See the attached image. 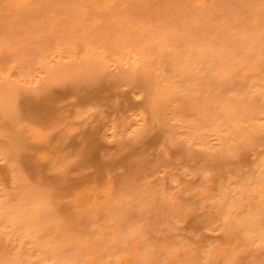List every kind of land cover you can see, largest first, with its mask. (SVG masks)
I'll list each match as a JSON object with an SVG mask.
<instances>
[{
	"label": "rangeland",
	"instance_id": "rangeland-1",
	"mask_svg": "<svg viewBox=\"0 0 264 264\" xmlns=\"http://www.w3.org/2000/svg\"><path fill=\"white\" fill-rule=\"evenodd\" d=\"M23 2L24 4L18 0H0V47L3 49V53L0 54V99L2 98L0 136L2 130L6 131L7 136L11 135L7 137L3 133L0 137L2 152H0V204L7 203L5 205L15 207L19 203L15 193L21 191L22 187L19 185L21 177L17 175L21 173L19 159L22 156H18L19 159L16 160L14 155L27 153L28 157L25 159V167L29 172L27 182L33 184L32 189L34 188L36 192L32 193L38 196L37 192L40 190V196L46 204L48 201L52 204V201H56L57 203H54L56 207H65L67 210L66 215L59 214V217L45 223V229L42 228L39 232V239L42 241L52 240L53 244L60 243V246L55 244L60 249L58 257L47 264L59 263L62 259L70 262L72 258L73 263L79 261L75 262L76 264H92V258L93 264H144L145 261H153L154 264H264V241L258 242L255 235L251 237L245 233L248 232L245 231L247 227L241 224V220L239 221L243 215L237 213L234 220L230 218L231 221H227L218 216L215 213L216 207L212 206L222 191L224 192L225 184L228 189L227 186L231 182L240 180L247 173L249 176L254 174L253 170L259 163L254 160L251 151L260 146L261 156L264 153L262 147L264 127L260 126L264 125L262 124L264 116L261 115L264 114V0H23ZM256 34L260 37H255ZM163 42L166 45L164 54L163 48H159L163 47L161 45ZM128 50L133 52V57L136 55L138 57L145 51L150 63L147 64V68L141 63L133 65L127 60L124 61L120 56L123 57ZM87 52L94 60H88L89 62H86L88 66L76 63L85 60ZM242 53L245 55L243 54V59L240 60ZM72 60L74 61L71 62ZM235 60L241 62L235 63ZM57 62L63 65L70 62L73 68L68 69L67 63V66L64 65L66 70L60 72L61 75L58 73L54 80L38 85L37 81L42 76L41 71L44 73V67ZM174 65L177 68L173 67ZM203 68L207 69L206 72ZM180 69L185 74L184 79L180 78L182 74ZM178 70L181 73H178ZM229 71L231 73H228ZM175 73L176 76L179 75L177 77L180 80L171 76ZM168 81L176 85L181 81V85L180 83L177 87L174 85L169 98L165 99L160 109L157 108L159 114H156L160 119L153 115L155 122L153 121L152 131L145 132L147 138L132 140L130 132L138 127L136 121H133L137 120V114L152 115L150 109L152 104H147L144 98L147 97L144 96L145 85L152 91L156 87H163ZM61 89H66V94L58 97L53 95V91ZM254 90L258 94H255ZM7 92L11 94L7 95ZM261 92L263 94H260ZM217 94L220 95L219 98ZM31 96L39 97L33 102L34 104L36 102L38 107L32 108L30 103L28 106L21 103L23 100H26L24 102L35 100L30 99ZM232 102L234 108L228 110V103L231 106ZM237 103L239 105L235 107ZM256 111L258 114H255ZM44 112L46 114L43 115ZM217 117H220V120ZM236 117L243 118L237 120ZM229 118L232 121H229ZM248 121L250 124L246 123ZM13 122L16 125L12 124ZM253 125L256 127L251 130ZM98 127L102 132L112 127L122 136L120 141L108 142L109 138L102 135L99 141L104 146L100 148L99 154L95 155L96 159L91 152V144L87 143L89 140L84 138L88 140L85 141L82 138L84 137L82 132ZM212 127L219 128L221 138L217 139L218 133ZM112 128L109 134L113 131ZM191 129L194 130L193 133ZM239 131L242 133L239 134ZM152 132L157 138L161 135L159 144L164 137L163 148L162 144L153 146L152 143L146 142L150 140ZM243 132L248 135L240 137ZM197 133H200V136ZM258 134L259 137L254 136ZM106 138L108 139L105 140ZM50 139L54 142L52 141L49 146L47 141ZM73 139L77 140L75 144L78 145L69 147L68 144ZM252 140L257 142L253 141L252 144ZM259 141L261 144L256 146ZM87 154H91L92 157ZM81 159H85L83 161L85 164H81L79 161ZM70 178L82 179L76 182V187H68L67 182L71 180ZM227 179L229 181H226ZM50 191L53 192L49 194ZM252 196L257 199L256 195L252 194L250 201ZM116 200L117 202L120 200V203L123 201V204L118 203L117 207L120 212L128 213H123L124 219L123 215L119 217L117 212L114 219L110 213L115 212L113 206L115 203L118 205ZM75 203L78 206H81L79 205L81 203L83 206L77 210ZM211 206L215 209L214 212H211L209 208ZM97 210L98 216L94 214L93 217V212H98ZM83 211L88 214L85 215ZM87 216L89 217L86 218ZM51 222L53 223L50 225ZM57 222L59 227L55 226ZM119 223L131 224L128 227L132 228L129 231H132L133 235L129 234L126 226H123L129 235L123 236L125 228H122L120 237L118 234L120 230L117 233V228L120 229ZM61 225H65L66 229H61L63 227ZM103 227L107 230L105 231L106 228ZM134 227L139 231L134 232ZM1 235L0 262L19 255V248H16L19 247V242L7 241L6 235ZM59 235L64 238H59ZM110 244L114 245V249L111 253H106ZM106 246L109 248H105ZM80 252H84V256ZM25 253L31 255L32 264H42L43 261L37 252L28 248ZM70 253L76 257L70 259ZM94 255L100 256L99 259L97 260ZM105 256H108L107 259L103 258ZM100 258L104 262H100Z\"/></svg>",
	"mask_w": 264,
	"mask_h": 264
},
{
	"label": "bare ground",
	"instance_id": "bare-ground-1",
	"mask_svg": "<svg viewBox=\"0 0 264 264\" xmlns=\"http://www.w3.org/2000/svg\"><path fill=\"white\" fill-rule=\"evenodd\" d=\"M19 1V3L20 2H22V4H24V2H23V0H18ZM249 34V33H248ZM257 34H259V33H257ZM257 34H256V36L255 37H258L257 36ZM244 35V34H243ZM246 35V34H245ZM250 35V34H249ZM255 35V34H254ZM250 37V36H249ZM255 37H252V38H255ZM260 37V36H259ZM251 38V39H252ZM257 39V38H256ZM258 40V39H257ZM256 40V41H257ZM227 41V40H226ZM260 41V40H259ZM169 42V41H168ZM166 43V42H165ZM208 43V42H207ZM210 43H212V42H210ZM226 44V43H225ZM224 44V45H225ZM228 44V43H227ZM163 47H159V48H163L162 50H163V54H164V47L166 46L165 44H164V42H163V44H161ZM165 45V46H164ZM207 46L209 45V44H206ZM213 45H214V43H213ZM223 45V44H222ZM230 45V44H229ZM191 46V45H190ZM190 46H189V48H190ZM192 46H194V45H192ZM191 46V47H192ZM206 46V47H207ZM217 46V45H216ZM215 46V47H216ZM211 47V46H210ZM209 47V48H210ZM214 47V48H215ZM218 47V46H217ZM230 47V46H229ZM26 48V47H25ZM195 48V47H194ZM214 48H212V49H214ZM225 48L227 49V46H225ZM23 49H24V47H23ZM142 49V48H141ZM165 49H166V47H165ZM188 49V48H187ZM230 49V48H229ZM228 49V50H229ZM256 48H254V50H255ZM90 50H92V48H90ZM189 50V49H188ZM194 50V49H193ZM227 50V51H228ZM231 50V49H230ZM97 52V51H96ZM1 53H3V49H2V47H0V54ZM217 53V52H216ZM87 55H86V61L85 60H80V62H76V63H79V64H87V66H88V63H86L88 60H94V59H92L93 57H92V55L91 54H89L88 52L86 53ZM184 54V53H183ZM244 53H242L241 54V57H240V60H241V58H242V55H243ZM99 55V54H98ZM120 55V54H119ZM124 56L122 57V56H120L122 59H124V61L125 60H127V62L128 63H131V64H138V63H141L142 64V66H144V67H146L147 68V66L150 64V63H148V56H147V54L145 53V51H142L141 52V54H139L138 55V57H137V55L135 56V57H137V59L138 60H136L137 61V63H135V57H133L134 56V54H133V52L131 51V50H128V51H125V53L123 54ZM245 55V54H244ZM94 56V55H93ZM177 56V55H176ZM227 56V55H226ZM69 57V56H68ZM71 57V56H70ZM96 56H94V58H95ZM160 57V56H159ZM166 57V56H165ZM172 57H174L173 55H172ZM73 58H75V59H77L75 56H73ZM133 58H134V62H132V60H133ZM163 58V57H162ZM179 58V57H178ZM184 59H185V57H183ZM187 58V57H186ZM189 58V57H188ZM224 58V57H223ZM228 58V57H227ZM74 59V60H75ZM99 59V58H98ZM175 59V58H174ZM177 59V58H176ZM195 59V58H194ZM225 59V58H224ZM223 59V60H224ZM233 59V58H232ZM243 59V58H242ZM17 60V59H16ZM74 60H72L71 62H73ZM167 60V59H166ZM181 60V59H180ZM218 60V59H217ZM231 60V59H230ZM230 60H229V62H230ZM14 61V60H13ZM79 61V60H78ZM164 61V60H163ZM167 61H169V60H167ZM176 61H178V60H176ZM183 61V59L181 60V62ZM195 60H193V62H194ZM232 61V60H231ZM237 61H239V60H235V63L237 62ZM244 61V60H243ZM62 62V61H61ZM66 62V61H65ZM89 62V61H88ZM91 62V61H90ZM188 62V61H187ZM225 62V61H224ZM239 62H241V61H239ZM238 62V63H239ZM68 63V62H67ZM67 63H64V65L65 66H67ZM70 63V62H69ZM68 63V65H69V67H68V69L69 68H71L72 66H70V64ZM116 63V62H115ZM124 63V62H123ZM127 63V64H128ZM184 63V65H185V62H183ZM189 63V62H188ZM191 63V62H190ZM189 63V64H190ZM196 63V62H195ZM208 63H210V62H208ZM212 63H213V61H212ZM234 63V62H233ZM48 64V63H47ZM73 64V63H72ZM71 64V65H72ZM130 64V65H131ZM148 64V65H147ZM163 64V63H162ZM170 64V63H169ZM178 64V63H177ZM194 64V63H193ZM192 64V65H193ZM211 64V63H210ZM214 64V63H213ZM225 64V63H224ZM231 64H232V62H231ZM239 64H241V63H239ZM52 65V66H51ZM63 64H60V63H54V65L52 64V63H50V66L48 65H46L45 67H44V73L41 71V74L40 75H42V76H40L39 77V80L37 81L38 82V85H43V84H45L46 82H50V80L52 81V80H54V78H55V76L57 77V74L59 73V75H61L60 74V72H62L63 70H66L65 69V66H64ZM92 65V64H91ZM95 65V64H94ZM135 65V66H136ZM197 65V64H196ZM204 65V64H203ZM223 65V64H222ZM233 65V64H232ZM96 66V65H95ZM129 66V65H128ZM166 66V65H165ZM169 66V65H168ZM186 66V65H185ZM187 66H188V64H187ZM198 66V65H197ZM197 66H196V68H197ZM200 66V65H199ZM213 66H215V65H213ZM226 66V65H225ZM92 67H94V66H92ZM134 67V66H133ZM133 67H132V69H133ZM170 67V66H169ZM173 67H175V65L173 66ZM172 67V68H173ZM180 67V66H179ZM178 67V68H179ZM194 67V66H193ZM73 68V67H72ZM91 68V67H90ZM140 68H141V66H140ZM153 68H154V65H153ZM167 68V70L169 69L168 67H166ZM171 68V69H172ZM175 68H177V67H175ZM181 68V67H180ZM186 68V67H185ZM188 68V67H187ZM186 68V69H187ZM195 68V69H196ZM199 68V67H198ZM210 68V67H209ZM208 68V69H209ZM220 68V67H219ZM227 68V67H226ZM92 70H93V68H91ZM143 69V68H142ZM170 69V70H171ZM183 69V68H182ZM189 69V68H188ZM191 69V68H190ZM200 69V68H199ZM204 69V68H203ZM255 69V68H254ZM99 70V69H98ZM181 70V69H180ZM184 70V69H183ZM183 70H181L182 71V74H180L181 76H180V78L182 77V79H184V72H183ZM202 70V69H201ZM207 70V69H206ZM206 70L204 69V72H206ZM211 70V69H210ZM224 70V69H223ZM256 70H257V66H256ZM20 71H21V69H20ZM173 71V70H172ZM181 71H179L178 70V73H181ZM68 72V71H67ZM72 72V71H71ZM96 72H97V69H96ZM165 72V71H164ZM171 72V71H170ZM176 72V71H175ZM201 72H203V70L201 71ZM215 72V71H214ZM21 73V72H20ZM98 73V72H97ZM172 73V72H171ZM174 73V72H173ZM228 73H231V71H229ZM37 74H39V73H37ZM67 74V73H66ZM65 74V75H66ZM131 74V73H130ZM129 74V75H130ZM168 74H170V73H168ZM201 74V73H200ZM209 74V73H208ZM220 74V73H219ZM224 74V73H223ZM234 74V73H233ZM150 75V74H149ZM196 75V74H195ZM214 75V74H213ZM216 75H218V74H216ZM78 76V75H77ZM85 76H87V75H85ZM92 76V75H91ZM171 76H174V78H176V79H179L178 77H179V75L177 74V76H176V73L175 74H171ZM176 76V77H175ZM205 76V75H204ZM223 76V75H222ZM221 76V77H222ZM234 76V75H233ZM59 77V76H58ZM61 77V76H60ZM65 77H67V76H65ZM71 77H72V75H71ZM155 77V76H154ZM208 77V76H207ZM232 77V76H231ZM85 78V77H84ZM88 78V77H87ZM173 78V79H174ZM223 78V77H222ZM225 78V77H224ZM229 78V77H228ZM3 79H4V76H3ZM57 79V78H56ZM60 79V78H59ZM82 79V81H84L83 80V78H81ZM172 79V80H173ZM220 79V78H219ZM219 79H217V80H219ZM30 80V79H29ZM58 80V79H57ZM87 80V79H86ZM85 80V81H86ZM180 80V79H179ZM215 80V79H214ZM61 81V80H60ZM73 81H75V80H73ZM73 81H71V83L73 82ZM174 81V80H173ZM176 81V80H175ZM174 81V82H175ZM213 81V80H212ZM227 81H228V79H227ZM54 82V81H53ZM62 82H64V81H62ZM137 82V81H136ZM174 82H172V81H168V83L166 84H163L164 86L163 87H156L155 89H153V88H151V89H153L152 91H149V89L150 88H146V85H145V92H146V95H144V96H147V97H144V98H146V103L147 104H149V105H151L152 104V107H150V109H152V112H151V116H147V115H145V114H140V115H138L137 114V120H133V121H136V124L138 125V127L136 126V129H134L133 127H134V125H133V129H134V131H132V132H130V133H132L131 134V136H132V140H136V139H138V138H140V140H143L144 139V137H145V139L147 138L146 137V133L145 132H149V131H152V129H153V121L155 120V117H156V115L157 114H159L156 110H158V109H160V106H161V104L162 103H164L165 102V99L168 97L169 98V96H170V92L172 91V88L174 87V85H176ZM177 82V81H176ZM181 82V81H180ZM179 82V83H180ZM209 82H211V81H209ZM223 82V81H222ZM233 82H234V80H233ZM31 83H33V81L31 80ZM55 83V82H54ZM86 83V82H85ZM174 83V84H173ZM179 83H177V85H179ZM188 83V82H187ZM212 83V82H211ZM226 82H224V84H225ZM229 83H230V81H229ZM264 83V82H263ZM3 84H4V82H3ZM50 84V83H49ZM53 84V83H52ZM73 84V83H72ZM153 84V83H152ZM217 84V83H216ZM232 85H233V83H231ZM2 85V84H1ZM17 85V84H16ZM37 85V86H38ZM51 85V84H50ZM79 85V84H78ZM177 85L175 86V87H177ZM180 85H181V83H180ZM221 85V84H220ZM223 85V84H222ZM4 86V85H3ZM7 86V85H6ZM5 86V87H6ZM35 86V85H34ZM127 86V85H126ZM153 86V85H152ZM184 86V85H183ZM190 86V85H189ZM210 86V85H209ZM76 87V86H75ZM79 87V86H78ZM129 87V86H128ZM179 87V86H178ZM223 87H224V85H223ZM230 87V86H229ZM232 87V86H231ZM233 87H234V85H233ZM37 88V87H36ZM38 88H39V86H38ZM42 88H44V87H42ZM58 88V87H57ZM184 88V87H183ZM188 88V87H187ZM248 88V87H247ZM252 88V87H251ZM4 89V88H3ZM41 89V88H40ZM51 89H53V88H51ZM59 89V88H58ZM69 89V88H68ZM84 89H85V87H84ZM177 89V88H176ZM175 89V91H177ZM197 89H198V87H197ZM215 89V88H214ZM221 89H222V87H221ZM233 89H236V88H233ZM257 89V88H256ZM2 90V89H1ZM37 90V89H36ZM42 90V89H41ZM73 90V89H72ZM112 90V89H111ZM126 90V89H125ZM130 90V89H129ZM186 90V89H185ZM184 90V93L186 92ZM190 90V89H189ZM188 90V91H189ZM199 90V89H198ZM216 90V89H215ZM32 91V90H31ZM50 91V90H49ZM52 91V90H51ZM70 90H68V92H69ZM192 91V90H191ZM190 91V92H191ZM221 91H223V90H221ZM238 91H240V90H238ZM246 91V90H245ZM252 91H253V88H252ZM257 91V90H256ZM259 91V90H258ZM262 91V90H261ZM37 92H39V93H42L43 92V90H42V92H40L39 90H37ZM66 92H67V90L65 89V90H55V91H53V95L54 96H56V97H58V96H62V95H64V94H66ZM193 92V91H192ZM198 92V91H197ZM201 92V91H200ZM209 92V91H208ZM220 92V91H219ZM218 92V93H219ZM241 92H243V91H241ZM254 92H255V90H254ZM6 93V92H5ZM247 93H249V91L247 92ZM252 93V92H251ZM1 94V93H0ZM11 94V92H7V95H10ZM43 94V93H42ZM127 94V93H126ZM139 94V93H138ZM177 94V93H176ZM175 94V95H176ZM201 94V93H200ZM204 94V93H203ZM215 94V93H214ZM222 94V93H221ZM255 94H258L257 92H255ZM260 94H263L262 92L260 93ZM16 95V94H15ZM41 95V94H40ZM44 95V94H43ZM184 95H186V94H184ZM204 95H206V94H204ZM213 95V94H212ZM218 95V94H217ZM237 95H239V94H237ZM39 96V95H38ZM45 96V95H44ZM193 95H191V97H192ZM198 96V95H197ZM219 96L220 95H218V98H219ZM233 97L232 98H234V95H232ZM245 96V95H244ZM249 96V95H248ZM251 96H252V94H251ZM3 97V96H2ZM187 97L189 98V95H187ZM190 97V98H191ZM199 97V96H198ZM217 97V96H216ZM237 97V96H236ZM16 98V97H15ZM32 98V96L30 97V99ZM36 98H39V97H36V96H34L32 99H35V100H30V101H32V102H29V100H27L28 102H24V101H26V100H23V101H21V103L23 104H25L26 106H28V104L30 103V104H32V108H35V106H36V102H35V104L33 103L34 101H36ZM155 98V99H154ZM214 98V97H213ZM229 98V97H228ZM230 98H231V96H230ZM245 98H246V96H245ZM245 98H244V100H245ZM250 98V97H249ZM2 99V98H1ZM0 99V100H1ZM7 99V98H6ZM52 99V98H51ZM154 99V100H153ZM185 99V98H184ZM199 99H201V98H199ZM211 99H212V97H211ZM221 99V98H220ZM220 99H219V101H220ZM20 100H22V99H20ZM39 100V99H38ZM186 100V99H185ZM243 100V99H242ZM249 100V99H248ZM5 101V100H4ZM11 101V100H10ZM152 101V102H151ZM232 101H233V99H232ZM42 102V101H41ZM193 102V101H192ZM252 102V101H251ZM19 103V102H18ZM21 103H19V105H22ZM125 104H126V102H124ZM128 103V102H127ZM130 103V102H129ZM132 103V102H131ZM136 103V102H135ZM189 103V102H188ZM207 103H209V102H207ZM220 103H221V101H220ZM233 103V102H232ZM231 103V106H230V104L228 103V105H229V107H228V105L226 106V107H228V110H232V108H234L233 106H234V103L232 104ZM245 103V102H244ZM248 103V102H247ZM29 104V105H30ZM177 104V103H176ZM196 104V103H195ZM213 104V103H212ZM219 104V103H218ZM249 104H250V102H249ZM249 104H247V105H249ZM1 105V104H0ZM50 105V104H49ZM127 105V104H126ZM189 105H190V103H189ZM188 105V106H189ZM215 105V104H214ZM220 105V104H219ZM233 105V106H232ZM237 105H239L238 103L235 105V107L237 106ZM241 105V104H240ZM243 105V104H242ZM251 105H254V104H251ZM259 105V104H258ZM23 106V105H22ZM129 106V105H128ZM132 106H134V105H132ZM183 106L185 107V105L183 104ZM221 106H223L224 107V105H222L221 104ZM245 106V105H244ZM256 106V105H255ZM36 107H38V106H36ZM159 107V108H158ZM162 107V106H161ZM177 107V106H176ZM191 107V106H190ZM197 107V106H196ZM216 107V106H215ZM220 107V106H219ZM218 107V108H219ZM238 107V106H237ZM252 107H254V106H252ZM46 107H44V109H45ZM158 108V109H157ZM198 108V107H197ZM256 108H257V106H256ZM259 108H260V106H259ZM223 110H224V108H222ZM238 109V108H237ZM242 109V108H241ZM246 109V108H245ZM253 109V108H252ZM163 110V109H162ZM211 110V109H210ZM215 110V109H214ZM213 110V111H214ZM223 110H222V112H223ZM255 110V109H254ZM259 110V109H258ZM3 111H4V109H3ZM160 111V110H159ZM226 111H227V108H226ZM237 111V110H236ZM245 111V110H244ZM262 111V110H261ZM8 112V111H7ZM11 112V111H10ZM163 112H164V110H163ZM221 112V111H220ZM221 112V113H222ZM229 113H231L230 111H228ZM263 112V111H262ZM157 113V114H156ZM190 113H191V111H190ZM195 113V112H194ZM226 113V112H225ZM238 113H240L239 111H238ZM243 113V112H242ZM249 113H251V112H249ZM252 113H255V112H252ZM44 114H46L45 112L43 113V115ZM255 114H258L257 113V111H256V113ZM10 115V114H9ZM12 115V114H11ZM14 115V114H13ZM153 115H155V117H153ZM192 115V114H191ZM193 115H195V114H193ZM201 115H202V113H201ZM215 115H219V114H215ZM237 115V114H236ZM239 115V114H238ZM246 115V114H245ZM261 115H263L264 116V114H261ZM197 116V115H196ZM221 116V115H220ZM234 116V115H233ZM242 116V115H241ZM247 116H248V114H247ZM250 116V115H249ZM252 116V115H251ZM254 116V115H253ZM228 117H229V115H228ZM256 117H258V116H256ZM128 118V117H127ZM157 118H158V115H157ZM173 118V117H172ZM175 118V117H174ZM219 118V120H220V117H217V119ZM222 118V117H221ZM225 118V117H224ZM232 118H234V117H232ZM237 118V117H236ZM240 118H243V117H239V118H237V120L238 119H240ZM247 118V117H246ZM254 118V117H253ZM259 118V117H258ZM263 118V117H262ZM261 118V119H262ZM8 119V118H7ZM130 119H131V117H130ZM134 119V118H133ZM158 119H160V118H158ZM157 119V120H158ZM171 119V118H170ZM231 118H229V121H232V120H230ZM250 119H251V117H250ZM250 119H249V121H250ZM218 120V121H219ZM234 120V119H233ZM255 120V119H254ZM3 121V120H2ZM7 122H8V120H6ZM10 121V120H9ZM130 121V120H129ZM159 121V120H158ZM180 121V120H179ZM189 121H191V120H189ZM205 121H206V119H205ZM235 121V120H234ZM249 121L248 122H246V123H249ZM262 121V120H261ZM264 121V120H263ZM155 122V121H154ZM194 122V121H193ZM200 122V121H199ZM203 122V121H202ZM208 122V121H207ZM221 121H219V123H220ZM223 122L224 123H226L225 122V120L223 119ZM240 122H241V124H242V121L240 120ZM255 122H256V120H255ZM128 123V122H127ZM188 123V122H187ZM196 123V122H195ZM218 123V124H219ZM232 123V122H231ZM230 123V124H231ZM238 123V122H237ZM12 124H15L14 122L12 123ZM12 124H10V125H12ZM125 124V123H124ZM134 124V123H133ZM161 124V123H160ZM207 124V123H206ZM221 124V123H220ZM219 124V125H220ZM233 124V123H232ZM238 124H240V123H238ZM250 124V123H249ZM262 124H264V123H262ZM2 125V124H1ZM16 125V124H15ZM155 125V124H154ZM159 124H157V126H158ZM199 125V124H198ZM209 125V124H208ZM210 125H212V124H210ZM257 125V127H258V123L256 124ZM6 126V125H5ZM14 126V125H13ZM189 126V125H188ZM260 126L261 127H264V125H261L260 124ZM4 127V126H3ZM7 127V126H6ZM205 127V126H204ZM234 127V126H233ZM233 127H231L232 129H233ZM245 127V126H244ZM254 127H256V126H251V130H252V128H254ZM1 126H0V130H1ZM13 129H14V127H12ZM112 128V127H111ZM111 128H106L105 129V131H101L100 130V127H98V128H95V129H90L91 131H88V130H86V131H84V132H82V134L84 135V137L82 136V135H80V136H82V138L84 139V138H87L88 140H89V142H87V143H90L91 144V147H92V150H91V152H93L92 154H93V156H94V158H96L97 159V157L95 156V155H97V154H99V150H100V148L101 147H103L104 146V144L102 145V143L99 141L100 139V137L102 138V135L104 136V137H108V138H106L105 140H107L108 139V142H114V141H120L121 140V137L120 136H122V134H120V133H117L116 132V129H113V133L112 132H110L111 134H109L108 132L111 130ZM124 128H126V124H125V126H124ZM189 128V127H188ZM201 128H202V125H201ZM209 128H211V127H209ZM213 128V127H212ZM240 128H241V126H240ZM243 128V127H242ZM4 129V128H3ZM204 129V128H203ZM207 129V128H206ZM213 129H215V128H213ZM219 128H217V129H215L214 131H216L217 133H218V130ZM230 129V128H229ZM6 130H8V129H6ZM20 130V129H19ZM18 130V131H19ZM192 130V129H191ZM226 130V129H225ZM243 130V129H242ZM256 130H257V132H258V128H256ZM262 130V129H261ZM88 131V132H87ZM190 131V130H189ZM193 131L194 130H192V133H193ZM221 131V130H220ZM234 131V130H233ZM233 131H231V132H233ZM236 131H238V129H236ZM246 131V130H245ZM250 130H248V132H249ZM2 132L3 133H5L4 132V130H2ZM101 132L103 133V134H101ZM123 132V131H122ZM126 132H128V131H126ZM183 132V131H182ZM187 132V131H186ZM199 132V131H198ZM211 132V131H210ZM235 132V131H234ZM233 132V133H234ZM259 132H261V131H259ZM1 133V132H0ZM3 133H2V136H3ZM7 133H9L8 131H7ZM129 133V134H130ZM150 133V132H149ZM153 133V132H152ZM151 133V134H152ZM162 133V132H161ZM189 133V132H188ZM208 133V132H207ZM212 133V132H211ZM221 132H219L218 133V136H217V139H219V138H221V137H219V134H220ZM239 134L240 133H242V131L240 132H238ZM250 133V132H249ZM254 133H255V130H254ZM101 134V135H100ZM200 133H197V135H199ZM231 134V133H230ZM235 134V133H234ZM238 134V135H239ZM4 135H6V133L4 134ZM10 135V134H9ZM9 135L7 136V137H9ZM128 135V134H127ZM159 135V134H158ZM194 135V134H193ZM196 135V134H195ZM237 135V134H236ZM245 135H248V134H246V132H243V135H240V137H245ZM250 135V134H249ZM2 136H0V137H2ZM11 136V135H10ZM149 136V135H148ZM151 136H153V137H151ZM150 136V140L148 139V141H146V142H148V143H152V145L153 144H157V145H161L162 143H163V139H164V137H162V139L160 140V142H161V144H159V137H161V135L157 138L155 135H154V133H153V135H151ZM155 136V137H154ZM200 136V135H199ZM212 136V135H211ZM252 136H253V134H252ZM254 136H258L259 137V134L258 135H254ZM77 137V136H76ZM123 137H125L124 135H123ZM206 137H209V136H206ZM215 137V136H214ZM236 139L238 138V137H236V136H234ZM248 137H250V136H248ZM74 138V137H73ZM131 138V137H130ZM141 138H143V139H141ZM166 138H168V137H166ZM212 138H213V136H212ZM251 138H253V137H251ZM264 138V137H263ZM82 139V140H83ZM85 140V141H88V140ZM144 139V140H145ZM216 139V140H217ZM226 139H228V138H226ZM244 138H242V140H243ZM255 139V138H254ZM262 139V138H261ZM131 140V139H130ZM139 140V139H138ZM171 140V139H170ZM184 140V139H183ZM222 140V139H221ZM231 140V139H230ZM233 140H234V138H233ZM248 139H246V141H247ZM258 140V139H257ZM263 140V139H262ZM52 139H50L49 141H47V144H49V146H50V144L52 143ZM149 141H151V142H149ZM168 141V140H167ZM167 141H166V143H167ZM222 141H224V140H222ZM240 141V140H239ZM244 141V140H243ZM250 141V140H249ZM253 141L254 140H252V144H253ZM256 141V140H255ZM254 141V142H255ZM54 142V141H53ZM58 142V141H57ZM77 142V140L76 139H73L72 141H70V143L68 144V146L69 147H71V146H76V145H78V144H75ZM107 142V141H106ZM107 142V143H108ZM144 142V141H143ZM187 142V141H186ZM233 142V141H232ZM257 142V141H256ZM65 143V142H64ZM137 143V142H136ZM141 143H142V141H141ZM188 143V142H187ZM208 143H209V141H208ZM215 143H216V141H215ZM259 144H256V146H258V145H260L261 143H260V141L258 142ZM263 143H264V141H263ZM262 143V144H263ZM15 144V143H14ZM86 144V143H85ZM89 144V145H90ZM113 144V143H112ZM115 144V143H114ZM139 144V143H138ZM143 144V143H142ZM146 144V143H145ZM212 144V143H211ZM210 144V145H211ZM235 144V143H234ZM245 144V143H244ZM247 144V143H246ZM16 146H17V144H15ZM19 145H21V144H19ZM18 145V146H19ZM45 145V144H44ZM89 145H87V146H89ZM151 145V146H152ZM155 145H153V146H155ZM196 145V144H195ZM194 145V146H195ZM214 145V144H213ZM14 146V145H13ZM16 146H15V148L14 149H16ZM46 146V145H45ZM53 146V145H52ZM68 146H65V147H68ZM131 146V145H130ZM193 146V145H192ZM201 146V145H200ZM209 146V145H208ZM241 146H243V145H241ZM240 146V147H241ZM90 147V146H89ZM90 147V148H91ZM165 147V146H164ZM189 147V146H188ZM214 147H216V146H214ZM255 147V146H254ZM260 147V146H259ZM258 147V148H259ZM262 147H264V146H262ZM13 148V147H12ZM59 148H60V144H59ZM159 148V147H158ZM162 148H163V144H162ZM257 148V147H256ZM255 149L254 148V151H251L252 152V155L254 156V160L255 161H257L259 164H258V166L253 170V172H254V174H252V175H250L249 176V173H247V174H245V177L243 176V178L241 179L240 178V180L238 179V181H234V183L233 182H231L230 183V185H228L227 186V188L228 189H226V184H225V189H224V192L222 191V194L220 195V197L217 199V202L216 203H214L213 202V204L214 205H212V206H215L216 208V211L217 212H215V213H217V215L218 216H221L222 217V219H224V220H227V221H231V219H233L234 220V217L235 216H237V213H239V214H242L243 216H240V218H239V221L241 220V224H245L246 225V227H247V230L245 229V231H248V232H245V233H248V234H250L249 236H251V237H253V235H255V237L257 238V241L259 242V241H264V234H262V232H261V228H260V217H261V215H262V206H264V199H262V197H261V188H260V185H259V183H258V180H259V177L261 176V175H264V157H263V155H264V153H263V155L261 156V147L259 148V149ZM2 149V148H1ZM20 149V148H19ZM53 149H55V148H53ZM57 149H58V146H57ZM232 149V148H231ZM5 150V148L3 149V151ZM61 150H62V146H61ZM89 150V151H90ZM16 152H18L17 150H15ZM59 151H60V149H59ZM89 151H88V153H89ZM263 151H264V148H263ZM0 152H1V150H0ZM90 152V153H91ZM251 152H250V155H251ZM2 153V152H1ZM230 153H231V150H230ZM7 153L5 152V155H6ZM231 154H233V153H231ZM1 155H3V154H1ZM88 155V154H87ZM91 155V154H90ZM90 155H88L89 157H92V155L90 156ZM4 156V155H3ZM18 156H22V158L21 159H19L18 158ZM211 156V155H210ZM14 157H16L17 159L16 160H20V166H21V173L20 174H17V175H20V177H21V183H19V185L20 186H22L20 189H21V191H19L18 190V187H17V192L15 193L16 194V200L19 202L15 207H12L10 204H9V206H7V205H5V204H7V203H4V204H0L1 206H0V234H2V235H6L5 237H6V239H8L7 241H11V242H15L16 241V243L17 242H19V247H16V248H19V250H18V253H19V255L17 254L16 255V257L15 256H13L12 258H14V259H12L11 257L9 258V260L10 259H12V260H7V261H9V262H7L6 260H3L2 262H0V264H32V257H31V255L29 256V254H26L25 252L27 251V249L29 248V250H31V251H34V252H37L39 255H40V258L42 259V264H47V262H51L52 260H54L55 258H57L58 256H57V253H58V249H59V244L58 243H55V244H58L57 246L55 245V244H53V242H51L52 240H50V241H48V240H44V241H42L41 239H39V232H41L42 230V228H44V226H46V225H44L45 223H47V222H49V220H52L53 218H55V217H59V214H63V215H66V213H67V210H65L64 208H62V207H60V208H58V207H56L57 205L55 204L54 205V203H57L56 201L54 202V201H52L53 202V204L51 203V201H48V204H46L45 202H44V199L42 198V196H40L41 195V193H39L40 192V190H38V189H36V190H38L39 192H37V194H38V196L36 195V194H33V193H36L35 191H34V188L32 189V186H33V184L32 185H30V184H28V182H27V180H28V176H29V172L27 171V167H25L26 166V163H25V159H27V153H25V155H22V153H21V155H20V153L19 154H17V156H15L14 155ZM212 157V156H211ZM1 158V157H0ZM5 158V157H4ZM233 158H234V156H233ZM9 159V158H8ZM98 159H99V157H98ZM212 159V158H211ZM2 160V159H1ZM15 160V159H14ZM85 159H81V160H79L80 162H81V164H85L83 161H84ZM88 160H90V158H88ZM213 160V159H212ZM95 161H98V160H95ZM6 162V161H5ZM94 162V161H93ZM253 162V161H252ZM15 163V162H14ZM256 163V162H255ZM8 164V163H7ZM222 164V163H221ZM238 164V163H237ZM6 165V164H5ZM16 166H18L17 164H15ZM231 165V164H230ZM234 165V164H233ZM10 166V165H9ZM14 167V166H13ZM12 167V168H13ZM19 167V166H18ZM24 167V168H23ZM20 168V167H19ZM18 170V169H17ZM246 170V169H245ZM238 172V171H237ZM241 172V171H240ZM239 172V173H240ZM242 173V172H241ZM62 174V176H63V172L61 173ZM235 174V173H234ZM237 174V173H236ZM246 175H248V176H246ZM226 176V175H225ZM16 177V176H15ZM61 177V176H60ZM227 177V176H226ZM19 178V177H18ZM231 178V177H230ZM64 179V178H63ZM71 179V178H70ZM82 178H79V180H81ZM83 179H84V177H83ZM226 179V178H225ZM229 179V178H228ZM226 180V181H229V180ZM19 180H20V178H19ZM69 180V179H68ZM79 180L77 179H71V180H69L68 182H67V184H68V187H76V182L78 181L79 182ZM231 180V179H230ZM15 181H16V179H15ZM66 181V180H65ZM65 181H64V184H65ZM17 182V181H16ZM16 182H15V184H16ZM53 182V181H52ZM220 182V181H219ZM18 183V182H17ZM46 184V183H45ZM55 184H57V183H55ZM224 184V183H223ZM18 185V184H17ZM28 185L29 186H31V187H28ZM42 185V184H41ZM78 185V184H77ZM34 186H36V185H34ZM130 186H132V185H130ZM53 187L54 186H52V189H53ZM30 188V189H29ZM56 188V187H55ZM67 188V187H66ZM65 188V189H66ZM222 188V187H221ZM45 189H47L46 188V186H45ZM56 189H58V186H57V188ZM60 189V188H59ZM70 189V188H69ZM74 189V188H73ZM220 189V188H219ZM32 190V191H31ZM130 190V189H129ZM34 191V192H33ZM46 191V190H45ZM221 191V190H220ZM33 192V193H32ZM48 192V191H47ZM53 191H50V193L49 194H51ZM55 192H56V190H55ZM58 192H59V190H58ZM219 194V193H218ZM233 194H235V196L233 195ZM252 194H255L256 195V198L257 199H255V198H253L254 196H252V198H251V201L249 200V198L251 197V195ZM46 195V194H45ZM8 196V195H7ZM219 196V195H218ZM5 197H6V195H5ZM46 196H44V198H45ZM52 196H50V198H51ZM208 197H209V195H208ZM7 198V197H6ZM49 198V197H48ZM53 199V198H52ZM55 199V198H54ZM148 200V199H147ZM210 200V199H209ZM252 200H255V201H252ZM9 201V200H8ZM46 202H47V200H45ZM58 201V200H57ZM73 201V200H72ZM75 201V200H74ZM76 201H78V200H76ZM120 200H118V202H117V200H116V202H117V204L119 203V204H123L122 202L120 203L119 202ZM146 201V200H145ZM153 202H154V200H152ZM5 202H7V201H5ZM50 202V203H49ZM109 202V201H108ZM210 202V201H209ZM247 202V203H246ZM253 202H255V203H253ZM10 203H12V202H10ZM14 203V202H13ZM60 203V202H59ZM65 203V202H64ZM111 203H115V202H111ZM149 203V202H148ZM156 203V202H155ZM210 203H212V202H210ZM16 203H14V205H15ZM76 204V203H75ZM74 204V205H75ZM109 204H110V202H109ZM119 204L118 205H116V203L114 204V206H113V208H114V210L113 211H115V212H110V210H109V212L113 215V218L115 219V217H114V215H116V212L118 213V215H119V217H121L120 215H123V218L122 219H124V214L123 213H127L126 211L124 212V211H121L120 212V210H119V207H117V206H119ZM126 204V203H125ZM145 204L146 203H144V206H145ZM13 205V206H14ZM79 205H81V206H78V204H76V207H77V210H78V207H82L83 205L81 204V203H79ZM106 205H108V204H106ZM65 206V205H64ZM86 206V205H85ZM88 206V205H87ZM86 206V207H87ZM116 206V207H115ZM210 206V205H209ZM212 206L211 207H209L212 211L211 212H214L213 211V209L214 208H212ZM110 207V206H109ZM112 208V206L110 207V209ZM121 208H122V206H121ZM120 208V209H121ZM124 208V210H125V208H126V206L125 207H123ZM146 208V207H145ZM168 208L170 209V206L168 205ZM168 208H167V210H168ZM62 209H64V210H62ZM72 208H70V210H71ZM82 209V208H81ZM117 209V210H116ZM214 209V210H215ZM80 210V209H79ZM119 210V211H118ZM154 210V209H153ZM68 211H69V209H68ZM73 211V210H72ZM86 211H88V210H86ZM86 211H83V212H85V215H86ZM94 211V210H93ZM93 211H89L90 213H92ZM96 211V210H95ZM98 212H93V217L95 216V215H97L98 216V214H96V213H99V210H97ZM71 211H69V213H70ZM82 212V213H83ZM241 212V213H240ZM75 213V212H74ZM89 213V214H90ZM114 213V214H113ZM119 213H121V214H119ZM88 214V213H87ZM95 214V215H94ZM128 214V213H127ZM157 214V213H156ZM174 214H175V212H174ZM214 214V213H213ZM91 215V214H90ZM89 215V216H90ZM158 215H160V213H158ZM178 215H179V213H178ZM215 215V214H214ZM214 215H212V217L214 216ZM89 216H87L86 218H88ZM127 216V215H126ZM216 216V215H215ZM215 216H214V218H215ZM62 217V216H61ZM84 217V216H83ZM239 217V216H238ZM82 218V217H81ZM214 218H213V220H214ZM231 218V219H230ZM62 219V218H61ZM176 219H177V216H176ZM235 219H237V217L235 218ZM58 220H60V219H58ZM89 220V219H88ZM177 220H179V219H177ZM64 221H66V220H64ZM115 221H117V220H115ZM215 221H218V220H215ZM220 221V220H219ZM126 222H128V221H126ZM125 222V223H126ZM222 222V221H221ZM53 222H51L50 223V225L52 224ZM56 222H54V224H55ZM59 223H60V221H59ZM66 223V222H65ZM118 223V222H117ZM131 223V222H130ZM217 223V222H216ZM231 223V222H230ZM129 223H127V224H125V225H121L120 223L118 224V227H120V229L119 228H117V233H118V231H119V233L118 234H120L119 236L121 237L122 235H121V233L120 232H123L122 230L125 228H123V226H126L127 228H128V230L127 231H129V229H132V228H129L128 226H131V224H129ZM136 224V223H135ZM48 226L49 228L51 227V226ZM221 225V224H220ZM233 224H231V226H232ZM239 225H240V223H239ZM54 226V225H53ZM55 226H57V227H59L58 226V222H57V225H55ZM61 226H63V225H61ZM65 227V225L61 228V229H63ZM102 226H100V228H101ZM135 227H136V225H135ZM134 227V232H136L137 231V229L138 228H135ZM233 228H234V226H232ZM52 228V227H51ZM50 228V229H51ZM54 229L56 228V227H53ZM104 228H106V227H103V229ZM123 228V229H122ZM10 229V230H9ZM45 229V228H44ZM60 229V230H61ZM64 229H66V228H64ZM102 229V230H103ZM139 229H141V228H139ZM224 229V228H223ZM41 230V231H40ZM56 231H58V229H55ZM105 231L107 230V228L106 229H104ZM231 230H233V229H231ZM7 231H9V232H7ZM63 231V230H62ZM139 231V230H138ZM137 231V232H138ZM244 231V230H243ZM64 232V231H63ZM62 232V233H63ZM110 232V231H109ZM112 232V231H111ZM132 232V231H131ZM130 231H129V234L131 233ZM141 232V231H140ZM139 232V234H141ZM224 232V231H223ZM242 232V231H241ZM142 233H143V231H142ZM230 233H232L231 231H230ZM244 233V232H243ZM244 233V234H245ZM9 234V235H8ZM60 234V233H59ZM69 234V233H68ZM117 234V235H118ZM123 234V236H128L129 234H128V232L126 233V228H125V231L122 233ZM128 234V235H127ZM132 234V233H131ZM130 234V235H131ZM135 234V233H134ZM138 234V233H137ZM1 235V236H2ZM41 235V234H40ZM70 235V234H69ZM68 235V236H69ZM133 235V234H132ZM144 235V234H143ZM229 235H231V234H229ZM125 236V237H126ZM247 236V235H246ZM41 237V236H40ZM43 237V236H42ZM62 237V236H61ZM60 237V235H59V238H61ZM74 237H75V235H74ZM80 237V236H79ZM248 237V236H247ZM48 238V237H47ZM46 238V239H47ZM62 238H64V237H62ZM81 238V237H80ZM68 239H70V238H68ZM78 239V238H77ZM2 240H5V238L3 239L2 238ZM73 239H71V241H72ZM246 240V239H245ZM62 241V240H61ZM68 241V240H67ZM74 241V240H73ZM80 241H82L81 239H80ZM247 241V240H246ZM32 245V243H33V246H31L29 243ZM64 242H65V240H64ZM5 243H6V241H5ZM62 243H63V241H62ZM65 243H67V242H65ZM83 243V242H82ZM246 243V242H245ZM248 243V242H247ZM264 243V242H263ZM20 244H21V246H20ZM27 244H28V246H27ZM257 244V242L255 243V245ZM3 245V244H2ZM7 245V244H6ZM30 245V246H29ZM69 245V244H68ZM8 246V245H7ZM109 246H110V248H109ZM109 246H106L105 248H109V249H107V251H105L106 253L108 252V253H111L112 252V250L114 249V245H112L111 246V244L109 245ZM258 246V245H257ZM12 247H14V246H12ZM61 247H63L62 246V244H61ZM66 247H68L69 248V246H66ZM65 248V247H64ZM5 249V248H4ZM11 249V248H10ZM14 249V248H13ZM9 250V249H8ZM12 250V249H11ZM26 250V251H25ZM60 250V249H59ZM76 251H75V254L77 253V249H75ZM14 251V250H13ZM12 251V252H13ZM20 251V252H19ZM78 251H83V250H78ZM2 252V251H1ZM7 253H8V251H7ZM10 253V252H9ZM17 253V252H16ZM80 253H82V255L84 256V252H80ZM104 253V252H103ZM1 254V253H0ZM74 254V253H73ZM3 255V254H2ZM5 255V254H4ZM15 255V254H14ZM36 255V254H35ZM38 255V256H39ZM70 255H71V253H70ZM7 256V255H6ZM8 256H10V254L8 255ZM12 256V255H11ZM60 256V255H59ZM67 256V255H66ZM75 257H76V255H74ZM74 256H70V259H71V257H74ZM95 256V255H94ZM93 256V257H94ZM100 256H102V254L100 255ZM99 256V257H100ZM1 257V256H0ZM92 257V256H91ZM96 257V256H95ZM99 257H96V259L98 260L99 259ZM107 257L108 256H105V257H103V258H106L107 259ZM2 258V257H1ZM0 258V259H1ZM35 258V257H34ZM38 258V257H37ZM36 258V259H37ZM63 258H65V257H63ZM68 258V257H67ZM102 258V257H101ZM100 258V259H101ZM5 259V258H4ZM60 259H62V258H60ZM73 259V258H72ZM72 259L70 260V262H69V260H68V262L66 261V260H64L63 261V259L61 260L62 262H60V260H59V263L58 262H56V263H53V264H76L75 262H79L77 259V261H74V263H73V261H72ZM103 259H101V260H99L100 262L102 261ZM6 261V262H5ZM102 262H104V261H102ZM51 263V264H52ZM94 263V258H92V264ZM143 263V262H142ZM79 264V263H78ZM229 264V263H228Z\"/></svg>",
	"mask_w": 264,
	"mask_h": 264
},
{
	"label": "snow or ice",
	"instance_id": "snow-or-ice-1",
	"mask_svg": "<svg viewBox=\"0 0 264 264\" xmlns=\"http://www.w3.org/2000/svg\"><path fill=\"white\" fill-rule=\"evenodd\" d=\"M258 183H259L260 188H261V197H262V199H264V175H261L259 177ZM260 228H261L262 234H264V206H262V215L260 217ZM144 264H154V262L153 261H145Z\"/></svg>",
	"mask_w": 264,
	"mask_h": 264
}]
</instances>
